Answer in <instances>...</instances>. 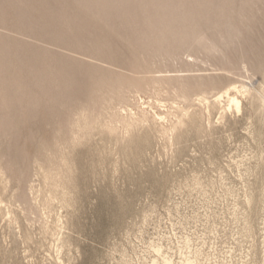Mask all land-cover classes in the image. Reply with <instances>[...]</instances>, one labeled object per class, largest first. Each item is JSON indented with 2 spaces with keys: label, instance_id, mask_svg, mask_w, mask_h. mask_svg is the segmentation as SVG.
Returning a JSON list of instances; mask_svg holds the SVG:
<instances>
[{
  "label": "rangeland",
  "instance_id": "1",
  "mask_svg": "<svg viewBox=\"0 0 264 264\" xmlns=\"http://www.w3.org/2000/svg\"><path fill=\"white\" fill-rule=\"evenodd\" d=\"M178 1L0 0V264H264V0Z\"/></svg>",
  "mask_w": 264,
  "mask_h": 264
},
{
  "label": "bare ground",
  "instance_id": "2",
  "mask_svg": "<svg viewBox=\"0 0 264 264\" xmlns=\"http://www.w3.org/2000/svg\"><path fill=\"white\" fill-rule=\"evenodd\" d=\"M72 1V0H71ZM92 1V0H91ZM104 1V0H103ZM147 1V0H146ZM151 1H154L155 3H156V12L159 10V8H160V13H162V14H165V15H169L170 16V18L168 17V18H166V19H168V22L169 23H171L170 25H173V20L175 21V22H177L178 24H180V23H182L183 22V19H185L189 14L188 13H186V12H184V5L181 3V5L183 6V9H182V11H179V9H181V5L179 4V1L178 0H151ZM182 1V0H181ZM187 1V0H186ZM189 1V0H188ZM257 1V0H256ZM87 2H88V0H87ZM101 2V1H100ZM126 2V1H125ZM143 2V1H142ZM184 2V1H183ZM194 2V1H193ZM192 2V3H193ZM198 2H199V0H198ZM186 3V2H185ZM71 4V3H70ZM125 4V3H124ZM187 4H189L188 2H187ZM191 4V3H190ZM209 4V3H208ZM114 5V4H113ZM117 5V4H116ZM178 5H180L179 6V9L177 10V8H178ZM192 5V4H191ZM201 5V4H200ZM78 6V5H77ZM109 6H111V4H109ZM190 6V5H189ZM193 7V6H192ZM191 7V8H192ZM216 7V6H215ZM218 8H219V6H217ZM66 8V7H65ZM196 7L194 6V9H195ZM210 8V7H209ZM229 8V7H228ZM186 9V8H185ZM190 9V8H189ZM193 9V10H194ZM201 9V8H200ZM60 10V9H59ZM150 10V9H149ZM177 10V11H176ZM188 10V9H187ZM203 10V9H202ZM229 10H230V8H229ZM148 11V10H147ZM154 11V10H153ZM174 11V12H173ZM175 11L176 12H178L179 14H181V17H182V19H178V18H174V17H172V19H171V15L173 14H175ZM197 11V10H196ZM195 11V12H196ZM63 12V11H62ZM121 12V11H120ZM119 12V13H120ZM159 12V11H158ZM192 12V11H191ZM112 13V12H111ZM118 13V12H117ZM116 13V14H117ZM211 13V12H210ZM215 13H219V12H215ZM222 13V12H221ZM234 13V12H233ZM207 14H208V12H207ZM220 14V13H219ZM122 15V14H121ZM222 15V14H221ZM118 16V15H117ZM102 17V16H101ZM114 17H115V15H114ZM122 17V16H121ZM120 17V18H121ZM199 17V16H198ZM204 17V16H203ZM212 17V16H211ZM100 18V17H99ZM123 19V18H122ZM203 19V18H202ZM201 19V20H202ZM225 19V18H224ZM223 19V20H224ZM106 20V19H105ZM118 20V19H117ZM119 20H121V19H119ZM213 20V19H212ZM73 21V20H72ZM129 21H131V20H129ZM133 21V20H132ZM204 21V20H203ZM122 22V21H121ZM126 23V22H125ZM135 23H137V22H135ZM206 24V23H205ZM120 25V24H119ZM40 26V25H39ZM113 26V25H112ZM121 26V25H120ZM123 26H125V24L123 25ZM235 26V25H234ZM233 26V27H234ZM237 26V25H236ZM134 27V26H133ZM171 27V26H170ZM232 27V26H231ZM128 28V27H127ZM245 29V28H244ZM228 30H229V28H228ZM184 34V33H183ZM7 35V34H6ZM64 35V34H63ZM134 35V34H133ZM135 37V36H134ZM153 40H151V42H152ZM143 44V43H142ZM193 44V43H192ZM194 44H196V43H194ZM160 53V52H159ZM182 53V52H181ZM176 54V53H175ZM38 57V56H37ZM35 61V60H34ZM160 61V60H159ZM156 62V61H155ZM25 65V64H24ZM234 65V64H233ZM39 66V65H38ZM41 67V66H40ZM29 71V70H28ZM49 71V70H48ZM26 72V71H25ZM69 75V74H68ZM185 85V84H184ZM220 94V93H219ZM223 94H226L227 95V97L229 98V101H230V105H233L234 107H235V109L236 110H239V108H240V101H239V99L236 97V96H231L230 95V93L228 92V91H225L224 93H222V94H220L219 95V97H222L223 96ZM218 95V94H217ZM157 251H158V249H157ZM195 260V259H194ZM163 261H164V263H167L168 262V259H166V258H163ZM181 264H193V261L192 260H190L189 258H186Z\"/></svg>",
  "mask_w": 264,
  "mask_h": 264
}]
</instances>
